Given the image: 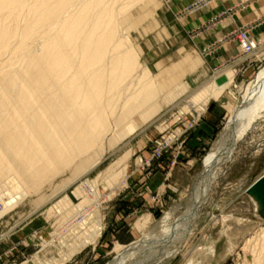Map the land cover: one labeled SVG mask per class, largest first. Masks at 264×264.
Instances as JSON below:
<instances>
[{
	"label": "rangeland",
	"instance_id": "1",
	"mask_svg": "<svg viewBox=\"0 0 264 264\" xmlns=\"http://www.w3.org/2000/svg\"><path fill=\"white\" fill-rule=\"evenodd\" d=\"M156 1V6L147 9L149 14L132 13L137 30H131V38L141 61L155 75L160 64L170 67L187 56L200 63L185 67V75L178 72L177 79H183L174 85L163 86L160 108L134 132L119 137L97 166L56 193V186L71 176L67 173L52 188L47 185L43 193L0 217V264H47V260L49 264H108L116 257V247L140 240L165 213L182 205L173 219L176 223L187 214L192 187L203 172L205 159L243 100L246 87L264 69V12L258 11L264 0H234L227 8L221 4L227 0ZM252 13L255 19H248ZM243 29L261 44L254 56L243 54L235 36ZM228 72H234L233 83L219 98L205 107L204 98L193 100L212 82L224 85ZM165 79L169 77L161 83ZM183 82L188 86L182 87ZM256 123L200 197L188 239L162 264H202L210 253L213 258L206 264L263 261L260 248L244 249L247 239L264 229L262 204L256 212L253 196L248 194L264 176V114ZM81 184L83 193L78 196L75 191ZM85 195L87 214H94L91 218L96 222L101 220L100 236L67 261L62 248L73 244L69 220L75 213L63 211L58 203L68 196L78 205ZM42 197L45 201L34 207L32 202ZM3 208L0 203V213ZM85 217L74 218L73 226Z\"/></svg>",
	"mask_w": 264,
	"mask_h": 264
},
{
	"label": "bare ground",
	"instance_id": "2",
	"mask_svg": "<svg viewBox=\"0 0 264 264\" xmlns=\"http://www.w3.org/2000/svg\"><path fill=\"white\" fill-rule=\"evenodd\" d=\"M156 5V0H0V217L43 193L47 185L52 188L67 173L71 176L56 186V193L97 166L119 137L134 132L160 108L161 90L183 79H177L178 72L185 75L187 67L198 66L200 61L187 56L170 67L160 64L155 75L141 61L131 38V30H137L132 13L149 14L147 9ZM165 76L169 80L161 83ZM225 77L224 85L212 82L193 100L204 98L205 107L219 98L233 83L234 72ZM263 114L264 69L246 87L205 159L187 214L176 223L182 205L165 213L140 240L116 247V257L108 264H162L170 259L193 229L200 197ZM82 187L76 195L83 193ZM85 196L78 205L68 196L58 203L63 211L75 213L70 223L86 216L78 226L69 225L73 244L62 248L67 261L100 236L101 220L87 214ZM36 200L34 207L44 199ZM252 200L259 212L261 202ZM247 248H260L264 258V229L247 239ZM261 260L255 264H263Z\"/></svg>",
	"mask_w": 264,
	"mask_h": 264
},
{
	"label": "built area",
	"instance_id": "3",
	"mask_svg": "<svg viewBox=\"0 0 264 264\" xmlns=\"http://www.w3.org/2000/svg\"><path fill=\"white\" fill-rule=\"evenodd\" d=\"M207 2L204 1V3ZM199 8L198 5H196V8ZM240 43V47L242 48V52L244 55L247 56H254L256 55L260 49H261V44L260 42L257 41V43L253 42V39L250 36V33L246 30H239L236 35H235ZM1 219V218H0Z\"/></svg>",
	"mask_w": 264,
	"mask_h": 264
},
{
	"label": "water",
	"instance_id": "4",
	"mask_svg": "<svg viewBox=\"0 0 264 264\" xmlns=\"http://www.w3.org/2000/svg\"><path fill=\"white\" fill-rule=\"evenodd\" d=\"M248 194L261 202L263 209L261 211V216L264 218V176L249 188Z\"/></svg>",
	"mask_w": 264,
	"mask_h": 264
},
{
	"label": "crops",
	"instance_id": "5",
	"mask_svg": "<svg viewBox=\"0 0 264 264\" xmlns=\"http://www.w3.org/2000/svg\"><path fill=\"white\" fill-rule=\"evenodd\" d=\"M235 3L236 2L234 0H227V1L222 2L221 4H222V7L227 8L228 6L233 5ZM258 6H259L258 7V11L264 12V4L263 3H259ZM248 19H255L254 13L250 14L248 16Z\"/></svg>",
	"mask_w": 264,
	"mask_h": 264
}]
</instances>
